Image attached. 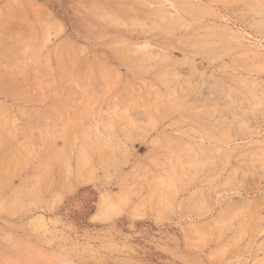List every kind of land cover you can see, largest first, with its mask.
Segmentation results:
<instances>
[{
	"label": "rangeland",
	"instance_id": "374dc122",
	"mask_svg": "<svg viewBox=\"0 0 264 264\" xmlns=\"http://www.w3.org/2000/svg\"><path fill=\"white\" fill-rule=\"evenodd\" d=\"M0 264H264V0H0Z\"/></svg>",
	"mask_w": 264,
	"mask_h": 264
}]
</instances>
